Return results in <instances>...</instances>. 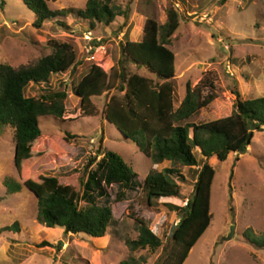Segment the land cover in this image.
I'll list each match as a JSON object with an SVG mask.
<instances>
[{
	"label": "rangeland",
	"instance_id": "obj_1",
	"mask_svg": "<svg viewBox=\"0 0 264 264\" xmlns=\"http://www.w3.org/2000/svg\"><path fill=\"white\" fill-rule=\"evenodd\" d=\"M86 1L54 0L47 5L50 10L81 9ZM111 4L121 10L128 8V17H116L110 27L101 26L89 34L84 22L72 23L71 17L65 19L67 29L45 23L36 31L31 26L33 14L20 0H0V28L5 26L15 35L0 39V63L13 68L33 65L50 53L48 41L53 39L69 43L78 61L95 63L107 75L122 70L124 75L136 73L156 80L154 74L144 68L136 69L123 57L122 33L131 24L129 39L138 42L146 19L162 25L166 11L172 8L179 16L178 29L168 47L173 53L174 108L184 97L186 84L192 89L199 82L202 96L211 94L213 100L189 120L194 124L229 116L234 88L242 100L264 97V0H111ZM93 41L103 43L96 46L94 60L88 61ZM71 78L69 72L50 77V88H61L66 94V111L61 120L39 118V128L63 149L64 156L56 163H43L38 174L54 176L61 184L75 186L80 206L87 202L82 197L80 181L86 179L88 171L96 169L102 151L120 157L137 180L131 190L125 191L122 202L115 201L116 194L122 191L118 185L104 188V196L96 197V205L109 208L114 220L102 238L92 239L83 234L69 237L60 228H45L37 223L36 201L25 188L17 194L6 193L3 181L18 182V178L13 165V131L0 128V264H119L131 258L140 264H156L169 249V233L181 215L164 204L182 208L186 199H161L156 206L148 207L139 183L151 172L175 168L180 177L174 176L173 180L187 198L194 185L192 170L203 161L198 157L197 167L191 170L170 163H153L104 119L108 97L120 96L119 92L113 89L93 98L94 113L86 116L70 92ZM41 90L29 87L26 95H38ZM67 134L71 139L65 143ZM208 164L214 172L209 193L211 219L183 264H264V248L250 244L264 241V127L253 132L245 154H230L224 162L211 159ZM93 190L100 191L96 186ZM129 214L143 219L161 240L162 246L156 253L131 252L126 247V240L137 237ZM13 223L18 224V231L4 230ZM43 241L50 247L37 248L36 244Z\"/></svg>",
	"mask_w": 264,
	"mask_h": 264
},
{
	"label": "trees",
	"instance_id": "obj_2",
	"mask_svg": "<svg viewBox=\"0 0 264 264\" xmlns=\"http://www.w3.org/2000/svg\"><path fill=\"white\" fill-rule=\"evenodd\" d=\"M20 1L33 14L31 26L36 31L45 23L67 29L65 19L71 17L72 23L84 22L86 32L91 33L101 26L110 27L116 17H128V8L121 10L113 6L111 0H87L81 9L61 10L49 9L47 2L54 0ZM178 26L179 16L169 8L162 25L146 19L140 41H130L131 24L122 33L123 57L136 69L144 68L154 74L156 80L136 73L124 75L122 70L107 75L95 63L78 61L69 43L53 39L48 41L50 53L33 65L13 68L0 63V128L8 127L13 131V165L18 178V182L4 180L3 186L9 195L19 193L23 187L34 197L37 223L48 229L60 228L69 237L83 234L92 239L102 238L114 220L109 208L96 205V197L104 196V188L118 185L122 191L116 194L115 201L122 202L125 191L131 190L137 180L120 157L102 151L96 169L88 171L86 179L80 181L82 197L87 201L80 206L79 190L75 186L61 184L54 176L38 174L43 163L53 164L64 156L63 149L42 134L39 118H63L66 94L61 88H50L49 80L51 76L69 72L72 76L68 81L70 92L78 99L79 109L86 116L94 113L93 98H100L113 89L119 92L120 96L108 97L104 119L153 163L168 161L172 166L191 170L197 167V158L201 157L200 167L192 170L194 185L187 198L173 180L174 176L180 177L175 168L151 172L139 183L148 207L156 206L161 199H186L184 208L164 204L168 210L181 215L169 233V249L156 264H183L186 260L211 219L209 193L214 172L208 161L224 162L230 154L238 157L246 153L253 132L264 127V97L242 100L234 88L231 94L235 99L229 116L199 124L189 122L211 103L213 95L202 96L201 82L192 89L186 84L184 97L174 108L173 53L168 47ZM14 36L5 26L0 28V39ZM101 43L91 42L93 48ZM78 68H81L79 74ZM29 87H40L41 94L27 96ZM70 139L67 134L64 142ZM95 186L100 189L97 193L93 190ZM129 215L136 225L137 237L126 240V247L131 252L156 253L162 246L161 240L143 219ZM4 230L18 231V224L13 223ZM250 244L264 248V241H250ZM36 247H50V244L43 241ZM119 264L140 263L131 258Z\"/></svg>",
	"mask_w": 264,
	"mask_h": 264
},
{
	"label": "built area",
	"instance_id": "obj_3",
	"mask_svg": "<svg viewBox=\"0 0 264 264\" xmlns=\"http://www.w3.org/2000/svg\"><path fill=\"white\" fill-rule=\"evenodd\" d=\"M90 34V33H89ZM86 39L87 40H89L88 39V37H86ZM96 49V50H95ZM99 49H101V48H99ZM98 49L97 48H94L93 49V51H90V52H88V61H92V60H94V53L97 51ZM93 52V53H92ZM92 53V54H91ZM186 204H187V202H184V203H182V208H184V207H186Z\"/></svg>",
	"mask_w": 264,
	"mask_h": 264
},
{
	"label": "crops",
	"instance_id": "obj_4",
	"mask_svg": "<svg viewBox=\"0 0 264 264\" xmlns=\"http://www.w3.org/2000/svg\"><path fill=\"white\" fill-rule=\"evenodd\" d=\"M166 163H170V162H168V161H163V162L159 163L158 165H166ZM156 172H160V171H156Z\"/></svg>",
	"mask_w": 264,
	"mask_h": 264
}]
</instances>
